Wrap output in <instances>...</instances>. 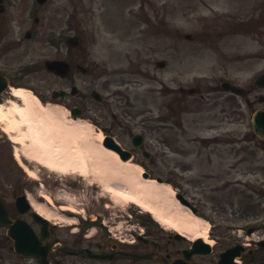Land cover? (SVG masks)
<instances>
[{
  "label": "rangeland",
  "instance_id": "obj_1",
  "mask_svg": "<svg viewBox=\"0 0 264 264\" xmlns=\"http://www.w3.org/2000/svg\"><path fill=\"white\" fill-rule=\"evenodd\" d=\"M231 1L117 0L113 3L111 0H100L99 4L103 7L100 6V10H94L92 16L84 19L78 28L89 38L91 35L95 36L97 47L93 57L97 61H106L112 54L110 51L112 46L113 51L118 53V57L107 63L109 70L105 72L98 71L89 75L86 71L82 72L81 70L82 73L79 72L74 75L76 84L84 91L82 96L87 91L97 89L106 94V99H109L111 103V100L120 99L121 82L139 79L140 86L131 87H134V91L138 92V96L141 95L142 101L145 98L150 99L153 94L156 102L154 104L142 102V112L152 110L159 119H163L166 115L167 97L172 80L174 88L184 86L187 89H198L199 87L200 92L198 94H189L185 97L189 104L187 118L191 121L190 131L187 137L182 138L181 142L182 146L186 147L185 153L182 156L172 155L168 158L169 160L176 158L177 162H184L185 160L199 162L198 149L201 151L202 147L209 145L204 143V139L207 135H212L208 132L204 133V127L194 126L193 124L196 122L194 119L200 121L214 120L220 116L222 107L230 106V101L227 100L229 95L222 91L219 86L221 78L224 77L227 81L232 79L239 83H246L250 71L254 69V73H257L262 67L261 61H256L251 67L244 53L235 52L237 46H247L245 42L247 36L245 33L246 22L241 21L248 19L249 8L243 9L240 6H233ZM257 1L260 0H249V2L254 3ZM258 5L254 4L253 7ZM255 16L256 13L254 12L251 17ZM91 17H93L92 21L90 20ZM92 29L94 30L90 34ZM186 35H191L192 40H186ZM83 48L86 49L84 56H87L91 49L90 43L85 41ZM20 52H13V55L17 56ZM49 53V51L40 52L41 57H38L37 52L34 51L32 55L35 59L40 60ZM81 53H84V50H81ZM121 53L125 59V65L133 67L138 65L142 71L141 74H128L120 71L122 69H118V66L123 67L119 64ZM234 54H239V56L235 58ZM32 55H28V58ZM160 62L166 64L164 69L158 68L157 64ZM83 67H87V61L83 63ZM106 74L113 77L108 84L105 82ZM42 76L44 75H36L34 82L35 85L48 82L50 86H46V89L43 90L46 94L48 93V96L44 98V96L34 94L39 98L44 111L52 109L59 115L61 123L78 130L79 136L74 139L71 146L78 147L73 149V158L77 162H79L78 156L79 159L83 158V164L81 166L80 164L77 166L66 164L61 172H54L36 161H27L23 158L26 167H22L16 159V154L22 156L26 153L25 147L35 145V143L28 134L27 137L23 138L22 145L15 143L12 137L4 132L3 126L0 124V151L3 150L7 156V158H3L0 155V181L4 184V196L8 204L11 205L14 202L11 191L24 192L34 208L51 221L69 224L75 221L83 222L86 219L95 220L96 223L105 222L114 231H118L126 223L125 221L132 219L131 215H140V211L144 210L132 203L125 195L137 190L134 180L145 163L132 162L128 171L131 176L129 175L127 181H122L120 177L113 175V183L121 181L122 192H127L125 195L124 193L123 195L116 194L115 186L107 181L108 176L106 173H102V168L93 166L94 160L79 152L81 147H103L100 132L102 125L111 123L108 109H102L101 105L90 101V107H98L99 110H94L91 116L86 113L74 122L70 113L65 109L66 101L56 102L51 98L50 91L58 88L56 87L57 79ZM150 91L153 93H149ZM201 95H205L204 99H201ZM12 100L14 97L10 103ZM10 103H7L4 109L10 110L12 108ZM72 104L87 105L88 100L82 98L73 101ZM236 119L237 125L227 124L223 126V129L239 131V134L234 138L236 141L234 152L237 154L238 162L253 161L262 169L264 167V141L255 134L240 137V133L246 131L247 127L240 125L241 117H236ZM19 130L25 132L23 127ZM139 130V127L135 128V132H139ZM20 132L17 131L14 135H18ZM150 133L155 144H161L167 140L165 132L151 130ZM242 135L245 133H241ZM223 147L224 145L220 150H224ZM188 154L190 158L187 159ZM204 155H202L200 162L204 161ZM159 160L157 167L152 170L156 174H164L168 168L176 165L174 162L168 164L164 160H161L159 165ZM107 162L114 165L112 159ZM107 171L109 170L107 169ZM115 172H121V167L115 166ZM191 176H197V173ZM155 184L162 186L167 195L166 198L152 201L157 206L165 207L167 212L171 213L170 215L175 216L173 221H167L163 225L168 228V231H179L191 239H195L198 234H206L209 227L207 223L197 231L189 230L181 223L182 211L172 203L170 191L173 190L176 194V187L167 180L164 184L157 182ZM140 199L143 200L145 197L142 196ZM148 215L154 223L158 224L152 218V214L149 213ZM4 232V230H0V235L4 236ZM0 245V264H27L26 261L19 259L12 252L10 246H5L4 240L1 241L0 239Z\"/></svg>",
  "mask_w": 264,
  "mask_h": 264
},
{
  "label": "flooded vegetation",
  "instance_id": "obj_2",
  "mask_svg": "<svg viewBox=\"0 0 264 264\" xmlns=\"http://www.w3.org/2000/svg\"><path fill=\"white\" fill-rule=\"evenodd\" d=\"M93 5L94 0H0V74L5 78L0 79V101H6L7 98L12 97V84L15 86L31 85L24 83L22 80L24 77L21 76L38 72L39 69L41 70L39 66L41 67L48 59L68 63L71 76L64 79L56 77V87L58 90L69 92L75 84L76 70L81 66L80 63H77L74 56L75 49L69 47L68 40L79 35L85 37L79 33L78 26L83 19L88 18L89 9H92ZM100 6L103 7L101 4ZM249 31L254 38V46L248 56V63L253 66L256 61L262 60V73H264V7L263 16L253 19V23L249 25ZM91 40L92 38L88 40L91 51L87 55V68L82 69L89 75L98 71H106L109 69L107 63L118 57V53L113 51L112 46L110 50L112 54L107 62L97 61L93 57L96 41ZM34 50L37 52L49 51L50 56H43L41 60H37L32 55ZM18 51L21 52L14 56L13 52L17 53ZM28 55L32 56L28 58ZM90 55L92 57H89ZM120 64L122 65L121 61ZM123 68L124 65L123 67L118 66V69L123 70ZM106 75L105 82L108 84L113 77L109 74ZM14 76L20 78L15 80ZM53 76L49 74L48 77ZM257 77H251L246 86L247 93L243 98L244 110L237 106L239 96L234 95L231 98L230 111L234 116H231L229 123H232L238 112L251 123L255 110L264 109V87L258 86ZM136 82L139 84L135 79L126 80L121 82V86L129 88L136 85ZM134 95L135 93L129 90L121 91L120 102L127 100L129 106L124 107L120 117L136 118L140 115ZM82 98L88 99L87 96L81 94L73 99L80 100ZM65 99H68V96ZM131 99L133 105L129 102ZM70 101L72 100L70 99ZM79 105L82 108L86 107L85 104ZM170 109L174 110L173 104L170 105ZM223 114H226L225 110H223ZM120 117L113 115L112 124L109 125L112 132H114V126L124 124ZM174 118L178 119V122ZM182 123L181 115H176V117L173 113L169 115L167 125L172 132L174 128L183 126ZM200 124L205 125L204 123ZM214 126L213 123H210L207 127L211 129ZM174 136L177 135L174 134ZM236 136L237 134L233 130L224 131V135H220V137L229 139L228 141L223 140V143L227 144L224 150L219 151L218 148L212 147L216 154L223 159L233 158L234 161L230 160L225 164L199 163L198 166L201 164L203 166H201L197 178L190 177L194 168L192 163L183 165L181 168L182 174L187 176L183 179V184L191 188L192 192L196 190L198 192L200 213L218 224L217 227L214 226L216 230H213L211 235L217 240L215 242L217 249L225 247L224 235L228 227L235 224L245 225L253 220L251 211L238 209V198H248L253 183L257 180H255L252 165L245 167L244 163L236 162V154L233 150ZM157 149L163 150L160 147ZM178 149L177 146L168 147L171 152L179 151ZM222 164L224 167H220L216 171L217 166ZM262 182L264 183V177ZM174 183L178 184V181H174ZM18 217L14 213L13 218ZM23 218L32 225L39 235L42 243L41 258L50 264H169L183 258L184 252L192 248L188 236L182 233L167 232L153 223L143 225L141 219L134 220L136 225H131L128 221V225L118 234H112V230L108 233L104 229L93 232L89 228L69 227L57 225V223L42 232V226L31 213L26 214ZM219 228H222L224 233L219 234ZM262 231L264 233V228ZM225 249L227 248L220 251L214 250L213 254L209 256H198V261L201 264H217L219 253ZM258 254L259 251H256V255Z\"/></svg>",
  "mask_w": 264,
  "mask_h": 264
},
{
  "label": "bare ground",
  "instance_id": "obj_3",
  "mask_svg": "<svg viewBox=\"0 0 264 264\" xmlns=\"http://www.w3.org/2000/svg\"><path fill=\"white\" fill-rule=\"evenodd\" d=\"M14 97L20 101H13L11 109H4V106L0 104V124L3 126L4 131L12 137L13 141L19 145L23 144V138L27 137V134L35 145L26 146L25 151L22 156L18 153L16 154L17 160L26 167L23 161V157L28 161H36L45 168L54 171L61 172L62 168L69 164L71 166H80L83 164V158L78 161L73 158V149L78 147H72V142L76 139L78 135V130L71 126L61 123L59 120V115L56 114L52 109L43 110V107L39 104V99L32 92L28 90L18 89L14 92ZM24 128L25 132H20L21 128ZM17 131L20 133L14 135ZM103 139V134H101V140ZM79 152L86 154L92 158L93 166L102 168V173H106L107 181L113 183V175L120 177L122 181H127L129 178V169L123 168L129 167L128 165L122 163L119 157L114 152L101 147H81ZM112 159L114 165L109 164L107 161ZM79 166V167H80ZM115 166L121 167V172H115ZM107 169L109 171H107ZM142 169H140V173ZM131 176V175H130ZM134 185L137 186L135 192H122L121 181L113 183L115 186V193L125 195L132 203L142 207L144 210L154 214L157 219L164 223L165 218L175 217L167 212L165 207L157 206L152 200H158L161 198H166V192L162 189V186L155 184L156 182L151 180H142L140 174L136 176L134 180ZM171 191V196L173 199V204L181 209L182 217L181 223L187 227L189 230L197 231V229H202L204 223L201 219L192 217V213L184 208L174 197V191ZM144 196L145 199L141 200L140 197ZM196 238H202L207 240L204 233L198 234Z\"/></svg>",
  "mask_w": 264,
  "mask_h": 264
},
{
  "label": "water",
  "instance_id": "obj_4",
  "mask_svg": "<svg viewBox=\"0 0 264 264\" xmlns=\"http://www.w3.org/2000/svg\"><path fill=\"white\" fill-rule=\"evenodd\" d=\"M46 66H47V68L49 70L55 71V72H57L59 74H62V75H66L68 73L67 65H64V64H61V63H58V62H50V63H47ZM223 87L226 88V89H229V90L239 91V90H237L236 88L232 87L230 84H227V83L224 84ZM57 94L58 93H54L53 96L57 97ZM73 114H74V111H73ZM253 126H254L255 132L262 139H264V112H258L255 115L254 121H253ZM178 198H180V197L178 196ZM19 201H22V203L20 204L21 207H25L26 206L27 203L24 200V198H21ZM0 219H1V221L5 222V223L8 222L7 216L5 215V212L3 211V208L0 209ZM9 235L14 237V239L16 241V248H17L18 251H21L23 249V245H24L22 243V241H24V239H25L24 232L20 228L16 227V228H14L12 230V232L10 230ZM197 244H202V242L198 241ZM198 252H202V251L199 250ZM31 254L37 256L36 253H31ZM26 255H29V254H26Z\"/></svg>",
  "mask_w": 264,
  "mask_h": 264
}]
</instances>
